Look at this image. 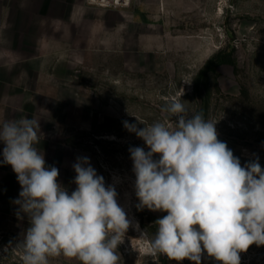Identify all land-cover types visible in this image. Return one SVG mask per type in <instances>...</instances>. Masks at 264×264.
<instances>
[{
	"label": "rangeland",
	"instance_id": "1",
	"mask_svg": "<svg viewBox=\"0 0 264 264\" xmlns=\"http://www.w3.org/2000/svg\"><path fill=\"white\" fill-rule=\"evenodd\" d=\"M12 1L0 0V66L9 59L20 63L18 73L39 76L42 82L44 77L53 80L40 81L39 87L48 95L56 93L57 99L44 100V122L61 125L56 138L70 148L63 168L57 167L58 181L70 194L76 187L72 165L77 157H88L106 184H115L118 204L133 225L138 222V229L130 226L118 247L119 264H195L150 251L155 221L167 213L136 208L129 148H148L123 122L140 128L156 121L173 123L161 106L179 98L181 87L190 113L198 112L202 99L194 92L195 79L209 59L227 51L236 66L220 65L208 77L202 89L210 102L205 119L217 121L218 139L227 143L242 166L258 156L264 169V0H135L119 10L94 6L95 26L87 42L79 43L78 51L64 52L65 64L55 67L42 60L23 63L22 58L34 51L5 49L14 37L8 23L23 27L22 18L8 19ZM27 227L23 224L21 232L0 238V264H22L16 245ZM240 257L241 264H264V245L253 244ZM49 264L81 262L61 255L50 257ZM201 264L222 262L205 251Z\"/></svg>",
	"mask_w": 264,
	"mask_h": 264
},
{
	"label": "clouds",
	"instance_id": "2",
	"mask_svg": "<svg viewBox=\"0 0 264 264\" xmlns=\"http://www.w3.org/2000/svg\"><path fill=\"white\" fill-rule=\"evenodd\" d=\"M183 95L181 87L179 98L161 106L171 124L137 119L145 125L140 128L123 122L148 148H129L136 208L167 213L155 221L150 251L195 264L206 251L222 264H241V252L264 245V169L258 156L242 166L218 139L217 121L190 113ZM42 138L34 118L0 121V163L17 175L16 215L29 222L16 245L22 264H49L50 257L61 255L81 264H119L118 247L138 222L133 225L118 204L115 184H106L88 157H77L76 187L69 194L58 181L59 169L46 164Z\"/></svg>",
	"mask_w": 264,
	"mask_h": 264
},
{
	"label": "crops",
	"instance_id": "3",
	"mask_svg": "<svg viewBox=\"0 0 264 264\" xmlns=\"http://www.w3.org/2000/svg\"><path fill=\"white\" fill-rule=\"evenodd\" d=\"M9 4L8 19L15 15L22 18L23 27L18 29L14 23L12 27L8 23V30L14 37L5 49L15 52L34 51L22 58L27 65H31L34 60H42L45 66H62L66 61L64 52L78 51L79 43L87 42L94 31V6L87 0H13ZM18 34L23 37L18 38ZM19 64L7 59L0 66L4 71L0 72V121L23 117L38 120L43 133L39 148L44 152L46 164L61 169L64 166L63 157L70 148H65L56 138L61 125L57 122H44L47 114L44 100H55L57 95H48L46 89H40L39 82L42 80H39V76L24 75L22 70L18 73L15 68ZM33 78L34 89L31 87ZM43 82L53 80L44 77ZM48 131L54 133L48 134ZM3 147L0 142V161L3 160ZM20 191L21 186L11 165L0 163V238L21 232L23 224L29 225L27 216L18 219L16 215L18 205L14 200L19 198Z\"/></svg>",
	"mask_w": 264,
	"mask_h": 264
},
{
	"label": "trees",
	"instance_id": "4",
	"mask_svg": "<svg viewBox=\"0 0 264 264\" xmlns=\"http://www.w3.org/2000/svg\"><path fill=\"white\" fill-rule=\"evenodd\" d=\"M223 64L236 66L235 58L231 53H227V51H220L219 53H217L215 56L209 59L205 66L199 71L195 79L194 92L202 99L201 106L198 112H202L204 114V117L207 116L210 102L208 95L202 94V89L206 85L208 77L211 75V73H214L216 68Z\"/></svg>",
	"mask_w": 264,
	"mask_h": 264
},
{
	"label": "built area",
	"instance_id": "5",
	"mask_svg": "<svg viewBox=\"0 0 264 264\" xmlns=\"http://www.w3.org/2000/svg\"><path fill=\"white\" fill-rule=\"evenodd\" d=\"M92 6L119 10L129 8L135 0H87Z\"/></svg>",
	"mask_w": 264,
	"mask_h": 264
}]
</instances>
